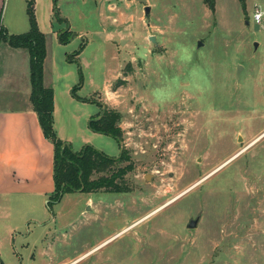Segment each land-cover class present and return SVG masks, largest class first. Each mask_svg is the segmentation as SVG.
<instances>
[{
    "label": "rangeland",
    "instance_id": "obj_1",
    "mask_svg": "<svg viewBox=\"0 0 264 264\" xmlns=\"http://www.w3.org/2000/svg\"><path fill=\"white\" fill-rule=\"evenodd\" d=\"M29 2L5 4L2 23L27 20ZM53 2L37 13L66 23L67 42L48 36L57 135L76 150L124 148L134 163L130 192L64 199L73 223L58 259L105 241L83 264H264V0H147L149 15L139 0ZM104 108L119 114L120 141L90 127Z\"/></svg>",
    "mask_w": 264,
    "mask_h": 264
},
{
    "label": "crops",
    "instance_id": "obj_2",
    "mask_svg": "<svg viewBox=\"0 0 264 264\" xmlns=\"http://www.w3.org/2000/svg\"><path fill=\"white\" fill-rule=\"evenodd\" d=\"M33 1L40 28L46 33L44 81L54 88V126L58 128V92L53 81H49L47 71L48 36L55 33L60 40V32L66 23L61 22L56 28L52 17L51 21L40 19L38 4H49V14L52 15L53 0ZM17 2L0 0L2 18L5 4ZM3 24L9 33L26 31L30 27L29 16L26 20L23 15L16 17L11 13L7 19L4 17ZM3 41L0 61V264H83L92 256L89 254L105 241L74 257L58 259L56 241L62 239L67 227L73 223L67 217L71 210L67 213L62 207L70 193L64 194L61 200L50 206L55 186L54 143L45 136L30 98V52L26 47H15ZM71 86L72 83L65 82L61 88L64 99L63 90L67 91ZM6 91L10 92L7 94ZM84 193L88 196L92 192ZM44 202L54 210L53 215L50 216ZM95 203L91 196L86 200L89 210H93ZM35 235H38L35 237L38 239L43 236L41 245L37 241L32 242ZM101 263L92 261L86 264Z\"/></svg>",
    "mask_w": 264,
    "mask_h": 264
},
{
    "label": "trees",
    "instance_id": "obj_3",
    "mask_svg": "<svg viewBox=\"0 0 264 264\" xmlns=\"http://www.w3.org/2000/svg\"><path fill=\"white\" fill-rule=\"evenodd\" d=\"M204 1L215 10L216 0ZM241 2L245 8L246 0H241ZM28 16L30 21L28 30L9 33L2 23L0 14V41L5 40L15 47H26L30 52L32 86L30 98L45 136L54 143L55 186L50 197V206L52 202L61 200L64 194L72 192L88 193L98 189L130 192L133 186L127 180L126 174L133 168L134 163L128 150L121 148L120 154L113 156L91 143H86L81 149L76 150L70 142H66L57 135L54 126V88L46 85L44 81L47 55L46 33L40 28L33 0L29 2ZM67 40V30L61 31L60 41L67 42ZM77 87L78 85H75L72 92L80 98L76 93ZM118 119L119 114L116 110L104 108L95 118L91 119L90 127L94 131L111 134L120 141L121 128L118 126Z\"/></svg>",
    "mask_w": 264,
    "mask_h": 264
},
{
    "label": "water",
    "instance_id": "obj_4",
    "mask_svg": "<svg viewBox=\"0 0 264 264\" xmlns=\"http://www.w3.org/2000/svg\"><path fill=\"white\" fill-rule=\"evenodd\" d=\"M143 3H145V13L147 15L150 14V10H151V5L149 3H147V0H139ZM152 39H155V36L154 35H151L150 36ZM202 42L200 41L199 44H201ZM255 45L257 46L258 45V42L255 43ZM146 178H149V174L146 175ZM198 223H199V217L195 218V219H191L187 225L188 228L190 229H194L198 226Z\"/></svg>",
    "mask_w": 264,
    "mask_h": 264
},
{
    "label": "built area",
    "instance_id": "obj_5",
    "mask_svg": "<svg viewBox=\"0 0 264 264\" xmlns=\"http://www.w3.org/2000/svg\"><path fill=\"white\" fill-rule=\"evenodd\" d=\"M262 13H263L262 10H260L259 8H257L254 11V18L256 19V21H260L261 20Z\"/></svg>",
    "mask_w": 264,
    "mask_h": 264
},
{
    "label": "flooded vegetation",
    "instance_id": "obj_6",
    "mask_svg": "<svg viewBox=\"0 0 264 264\" xmlns=\"http://www.w3.org/2000/svg\"><path fill=\"white\" fill-rule=\"evenodd\" d=\"M145 4V3H144Z\"/></svg>",
    "mask_w": 264,
    "mask_h": 264
}]
</instances>
